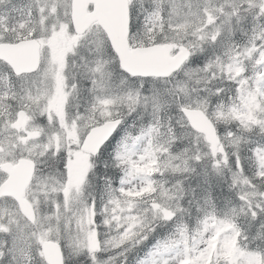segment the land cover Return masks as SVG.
<instances>
[{"label": "snow or ice", "instance_id": "obj_1", "mask_svg": "<svg viewBox=\"0 0 264 264\" xmlns=\"http://www.w3.org/2000/svg\"><path fill=\"white\" fill-rule=\"evenodd\" d=\"M0 264H264V0H0Z\"/></svg>", "mask_w": 264, "mask_h": 264}]
</instances>
